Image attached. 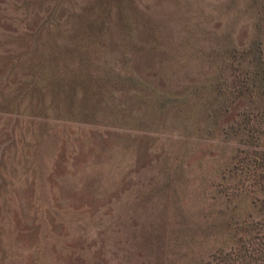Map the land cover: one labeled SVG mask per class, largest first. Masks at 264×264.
Returning <instances> with one entry per match:
<instances>
[{"label":"rangeland","instance_id":"374dc122","mask_svg":"<svg viewBox=\"0 0 264 264\" xmlns=\"http://www.w3.org/2000/svg\"><path fill=\"white\" fill-rule=\"evenodd\" d=\"M256 45L264 0H0V264L228 249L260 214L230 192Z\"/></svg>","mask_w":264,"mask_h":264},{"label":"trees","instance_id":"16d2710c","mask_svg":"<svg viewBox=\"0 0 264 264\" xmlns=\"http://www.w3.org/2000/svg\"><path fill=\"white\" fill-rule=\"evenodd\" d=\"M251 55L246 64L244 59L236 61L238 72L230 91L234 99L247 100L232 128L243 135L233 166L243 181L230 192L251 195L260 214L236 222L231 246L219 248L204 264H264V105H257V99L264 98V59L258 45Z\"/></svg>","mask_w":264,"mask_h":264}]
</instances>
